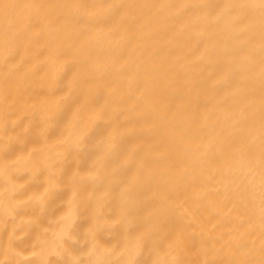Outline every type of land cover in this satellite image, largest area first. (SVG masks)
Listing matches in <instances>:
<instances>
[{"label": "bare ground", "instance_id": "6f19581e", "mask_svg": "<svg viewBox=\"0 0 264 264\" xmlns=\"http://www.w3.org/2000/svg\"><path fill=\"white\" fill-rule=\"evenodd\" d=\"M0 264H264V0H0Z\"/></svg>", "mask_w": 264, "mask_h": 264}]
</instances>
